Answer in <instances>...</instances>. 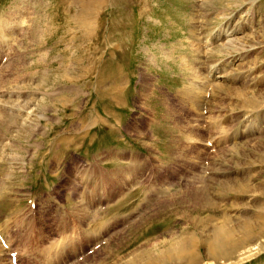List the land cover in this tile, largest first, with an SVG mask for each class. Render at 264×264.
Returning a JSON list of instances; mask_svg holds the SVG:
<instances>
[{
    "label": "rangeland",
    "instance_id": "1",
    "mask_svg": "<svg viewBox=\"0 0 264 264\" xmlns=\"http://www.w3.org/2000/svg\"><path fill=\"white\" fill-rule=\"evenodd\" d=\"M61 2L0 0V97L41 105L0 126V264H264V0Z\"/></svg>",
    "mask_w": 264,
    "mask_h": 264
},
{
    "label": "bare ground",
    "instance_id": "2",
    "mask_svg": "<svg viewBox=\"0 0 264 264\" xmlns=\"http://www.w3.org/2000/svg\"><path fill=\"white\" fill-rule=\"evenodd\" d=\"M58 1V0H57ZM72 1V4H73V6H77V7H79L80 8V12L78 13V15H77V21L78 22H82V21H85V20H87V19H89L90 17H91V15H92V12L94 11V10H98L99 9V7L103 4V2H104V0H71ZM204 1H206V0H204ZM223 1V0H222ZM227 2V1H226ZM62 4H63V0H62V2H61ZM60 3V4H61ZM253 3V2H252ZM205 4V3H204ZM208 6V5H207ZM229 6H231V4H229ZM46 7V6H45ZM54 8H55V10L56 11H58L59 9H61V6L60 5H58L57 4V6H54ZM75 8V7H74ZM231 8V7H230ZM79 10V9H78ZM218 12V11H217ZM231 11H229V12H227L226 14V16H227V18H228V20H230L231 18H232V16H229L230 14L232 15V13H230ZM221 17H222V15H220ZM221 17H220V19H221ZM222 20V19H221ZM237 21L238 20H235V21H233V22H229L226 26H225V28L224 29H220V30H216V31H213V36H214V43L218 46V47H220V48H231V46H232V48H234V46H233V43H235L236 41L238 42V37H237V32H238V26H240V25H238L237 26ZM239 22V21H238ZM239 24V23H238ZM172 31V30H171ZM90 34H87V37L89 36ZM185 35V34H184ZM192 36V35H191ZM102 37V36H101ZM251 37V36H250ZM246 38H249V36L248 37H246ZM239 39H240V37H239ZM243 39V38H242ZM246 40V39H245ZM249 40V39H248ZM236 42V43H237ZM10 44V43H9ZM235 48H236V46H235ZM238 48V47H237ZM213 49L215 50V48L213 47ZM196 51V50H195ZM212 51V50H211ZM161 52V51H160ZM174 52V51H173ZM159 53V52H158ZM175 53V52H174ZM179 53V52H178ZM6 55V54H5ZM163 55V54H162ZM172 55V54H171ZM166 56V58H167V55H165ZM184 56V55H183ZM169 57H170V55H169ZM185 57V56H184ZM171 59V58H170ZM164 60H165V58H164ZM163 60V61H164ZM173 60H174V57H173ZM54 61V60H53ZM166 62V61H165ZM164 62V63H165ZM80 63V62H79ZM78 64V63H77ZM171 64V63H170ZM178 64V63H177ZM33 65V64H32ZM31 65V66H32ZM157 65H158V63H157ZM166 65V64H165ZM184 65L182 64V65H180V67H179V70L180 71H183V73L184 72H186L187 70H186V68H184L183 67ZM217 66V65H216ZM1 67V66H0ZM147 67H149V66H147ZM146 67V68H147ZM168 67V66H167ZM167 67H165V68H167ZM177 68V67H176ZM209 70H207V71H209V75H210V77L212 78V83L214 84V85H218V86H221L223 83H225V82H229L230 80H232L233 78H234V74L235 73H237V72H239V69L238 68H232V69H230V68H226L225 70H218L214 65H211V66H209ZM1 69V68H0ZM148 69V68H147ZM164 70V69H163ZM162 70V71H163ZM166 70V69H165ZM177 70V69H176ZM161 71V72H162ZM177 72V71H176ZM178 73V72H177ZM185 74V73H184ZM183 74V75H184ZM162 75V74H161ZM57 77L58 76V74H54L53 75V77ZM167 77V76H166ZM173 77V76H172ZM172 77H169V75H168V78H171L172 79ZM161 78V77H160ZM164 78V77H163ZM180 78V77H179ZM184 78V77H183ZM119 80V79H118ZM162 80V79H161ZM170 81V80H169ZM153 82V81H152ZM162 82V81H161ZM159 83V82H158ZM161 84V83H160ZM30 85V84H29ZM172 88V87H171ZM20 89L22 90V91H26V89H24V87H20ZM36 90H38V92H39V90L40 89H38L37 87L35 88ZM11 90H15V89H11ZM178 91H179V93H177L180 97H182V100L184 101V103H185V105H186V84L184 85V84H182V86L181 87H179L178 89H177ZM175 91V90H174ZM37 95V94H36ZM12 96L15 98V100L17 99V97L19 98V97H24L25 99H19V100H9L10 98H12ZM1 100H0V126H1V124H3V123H5V124H7L6 122H5V120H7V121H9L12 125L13 124H16L17 126H18V128H23V127H25V126H28L29 127V125L30 124H32V127L34 126L33 124H34V121H36L37 122V118H39L40 117V115L39 114H37V112H40L41 111V108H40V99H36V98H34V99H30V100H27V97H26V95L25 94H23V93H17V92H15V91H8V93H4V94H2L1 95ZM204 99H205V97H203ZM27 100V101H26ZM15 102H17L16 104H15ZM156 105H158V104H156ZM159 106V105H158ZM170 117V116H169ZM27 121H28V123H27ZM9 126V125H8ZM25 135V134H24ZM6 140V139H5ZM2 143V142H1ZM3 145V144H2ZM5 148H7V150H8V147L7 146H0V162H2V161H4L5 159V157H3V151H4V149ZM55 151V150H54ZM57 152V151H56ZM53 153H55V152H53ZM57 155V154H56ZM55 155V156H56ZM7 163V162H6ZM23 163V162H22ZM3 166V165H2ZM23 166V165H22ZM21 167V166H20ZM19 167V168H20ZM12 168V167H11ZM3 170V169H2ZM21 170V169H20ZM28 173V172H27ZM26 173V174H27ZM3 174H4V172H3ZM25 174V175H26ZM6 177V176H5ZM27 177V176H26ZM3 179V178H2ZM2 179H0V207L2 208V207H7V206H9V203H12V202H9V197L7 196V193H6V189H5V183H4V181L2 180ZM6 179V178H5ZM25 180V179H24ZM8 192V191H7ZM12 200V199H11ZM170 208V207H169ZM251 224V223H250ZM245 225V224H244ZM244 225H242V226H244ZM248 226V225H247ZM253 226V225H252ZM251 226V227H252ZM254 226H258V227H254ZM253 227H254V229H256L257 231H258V233L260 234V235H262V236H264V220H262L261 222H258L256 225H254ZM249 227V226H248ZM220 228H222V226L220 227ZM228 228V227H227ZM234 228V227H233ZM230 229V228H229ZM245 230H246V228H244ZM243 229V230H244ZM249 229V228H248ZM216 230H218V229H216ZM236 230H238V229H236ZM239 230H240V228H239ZM225 231V230H224ZM217 232H219V231H217ZM242 232H244V231H242ZM245 232H249V230H247V231H245ZM37 233V232H36ZM219 233H221L222 234V231L221 232H219ZM235 233V232H234ZM229 235L230 234H228V239H223V240H227L226 242H225V251H224V257L225 258H227L229 255H232V252H233V250H232V248H234V245H237V243L239 242H233V241H231L230 240V237H229ZM247 236V235H246ZM217 237H218V235H217ZM219 238V237H218ZM217 238V239H218ZM233 238H234V236H233ZM16 240V239H15ZM238 240V239H237ZM244 240H246V239H244ZM190 241H192V240H190ZM189 241V242H190ZM193 242V241H192ZM188 243V241H186V240H183L180 244L178 243V245L174 248V250H170L169 252H171L172 253V257H173V255H175L176 256V252L175 253H173L174 251H177V248H179L180 249V246H182V248H186V244ZM191 243V242H190ZM190 243H188V244H190ZM196 243V242H195ZM1 244H2V247L0 246V257H2L4 254H5V252H4V250H3V248H4V244H3V241H1ZM9 245V244H8ZM191 245H192V243H191ZM188 246V245H187ZM193 246V245H192ZM192 246H190V247H192ZM228 246V247H227ZM227 247V248H226ZM246 250V249H245ZM168 251V250H167ZM166 251V252H167ZM192 251H193V249H192ZM192 251H190V252H192ZM249 251V250H248ZM248 251H245V252H248ZM185 252V253H184ZM194 253H195V251H193ZM179 254H177L178 255V259H180L181 257H184V256H186V255H189V253H187L186 252V249H180V251L178 252ZM244 253V252H243ZM245 254V253H244ZM161 255V254H160ZM5 256V255H4ZM144 256V255H143ZM193 256V255H192ZM167 257V256H166ZM197 258H198V256L197 255H194L193 257H192V259H190V262H188V264H194V263H196L197 262ZM151 259V258H150ZM172 259V258H171ZM151 261V260H150ZM149 261V262H150ZM156 261V260H155ZM189 261V260H188ZM10 262H11V260H9V264H10ZM158 263V262H157Z\"/></svg>",
    "mask_w": 264,
    "mask_h": 264
}]
</instances>
